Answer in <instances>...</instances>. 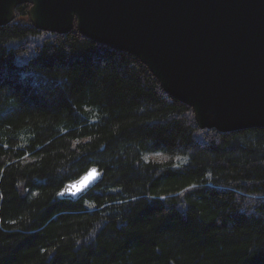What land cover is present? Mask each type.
Listing matches in <instances>:
<instances>
[{
  "label": "trees",
  "instance_id": "1",
  "mask_svg": "<svg viewBox=\"0 0 264 264\" xmlns=\"http://www.w3.org/2000/svg\"><path fill=\"white\" fill-rule=\"evenodd\" d=\"M0 264H264V129L201 130L139 59L20 6L0 27Z\"/></svg>",
  "mask_w": 264,
  "mask_h": 264
},
{
  "label": "water",
  "instance_id": "2",
  "mask_svg": "<svg viewBox=\"0 0 264 264\" xmlns=\"http://www.w3.org/2000/svg\"><path fill=\"white\" fill-rule=\"evenodd\" d=\"M23 5L37 30L76 29L139 59L201 130L264 129V0H0V27ZM103 178L93 167L59 198L78 202Z\"/></svg>",
  "mask_w": 264,
  "mask_h": 264
},
{
  "label": "rangeland",
  "instance_id": "3",
  "mask_svg": "<svg viewBox=\"0 0 264 264\" xmlns=\"http://www.w3.org/2000/svg\"><path fill=\"white\" fill-rule=\"evenodd\" d=\"M154 159L156 161H159V162H161V161H167L168 160V158H166V157H164L162 155H159V154L155 155Z\"/></svg>",
  "mask_w": 264,
  "mask_h": 264
},
{
  "label": "snow or ice",
  "instance_id": "4",
  "mask_svg": "<svg viewBox=\"0 0 264 264\" xmlns=\"http://www.w3.org/2000/svg\"><path fill=\"white\" fill-rule=\"evenodd\" d=\"M93 171H95V170H93ZM77 191H79V189H77ZM63 193H61V195H62ZM73 194H75V193H73Z\"/></svg>",
  "mask_w": 264,
  "mask_h": 264
}]
</instances>
